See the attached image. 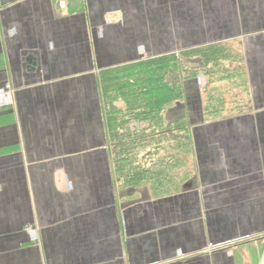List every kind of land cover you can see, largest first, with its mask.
Wrapping results in <instances>:
<instances>
[{
    "label": "crops",
    "instance_id": "crops-1",
    "mask_svg": "<svg viewBox=\"0 0 264 264\" xmlns=\"http://www.w3.org/2000/svg\"><path fill=\"white\" fill-rule=\"evenodd\" d=\"M192 52L145 102L181 113L193 161L114 170L107 120L137 144L142 99L103 76ZM0 264H264V0H0Z\"/></svg>",
    "mask_w": 264,
    "mask_h": 264
},
{
    "label": "rangeland",
    "instance_id": "rangeland-1",
    "mask_svg": "<svg viewBox=\"0 0 264 264\" xmlns=\"http://www.w3.org/2000/svg\"><path fill=\"white\" fill-rule=\"evenodd\" d=\"M208 56L206 53H190L187 55L186 60L178 53H173L168 56H164L162 59L154 60L149 64L138 65L134 69H122V70H109L106 72L105 82L101 86V91L104 94H113L119 92V88L122 89L121 82L117 80H122V83H128L127 79H133L132 84L123 85V88L127 92H131L133 95L139 96L142 100H139V110L137 119V144H133L127 148L119 147L120 141L129 137L128 133L119 132L122 128L118 124V120L113 117L107 120V142L111 146L107 149L109 153L108 161H111L114 170L123 171L132 174L135 180H141L145 177L144 171H147L149 178L153 179V185L161 182V169L162 165H152L145 161H193L192 155V144L190 139V134L185 132H178L177 128L182 125L181 113L178 114L176 108L170 107V109H164L160 113L161 117L157 120L158 125L154 124V133H145L144 128H146L147 123H149V118L145 116L148 114V110L145 108V97L146 95L163 93V90L167 91L175 86L179 81V75L183 77V73L191 75L192 71L200 70L201 57ZM208 57L205 58L207 62ZM186 62V63H185ZM184 69L186 71H184ZM186 72V73H185ZM125 80V81H124ZM124 81V82H123ZM120 89V92L122 91ZM117 90V91H116ZM172 90V92H176ZM113 103L106 101V108H108ZM134 122V121H133ZM168 131L169 133H162L156 135V131ZM128 131V129H127ZM147 140L148 142H144ZM115 143H118V148L113 147ZM112 143V144H111ZM115 161H137V167L135 166H116ZM166 167V168H165ZM164 171H167L168 166L166 165ZM137 168L136 170H134ZM192 168L190 164L188 165H171V177L167 180L164 177V185L168 182L171 187L175 190L182 188V183L186 180L188 184L185 187H189L192 181V175H184L185 172L189 173ZM116 171V174H117ZM153 171V176L151 173ZM151 176V177H150ZM124 178L120 180L124 183ZM167 180V181H166ZM170 180V181H169ZM158 182V183H157ZM125 184V183H124ZM124 184H122L124 186ZM142 185V184H139ZM143 188L138 189V200H144L145 197L148 198L151 194L150 187L152 185V180L149 179L147 183L143 184Z\"/></svg>",
    "mask_w": 264,
    "mask_h": 264
},
{
    "label": "trees",
    "instance_id": "trees-1",
    "mask_svg": "<svg viewBox=\"0 0 264 264\" xmlns=\"http://www.w3.org/2000/svg\"><path fill=\"white\" fill-rule=\"evenodd\" d=\"M177 88V84L173 87L171 86V88L167 91L163 90V93H158V94H165V95H172L175 92H172V90H175ZM145 102V101H144ZM145 108L146 111L148 110V114L146 113L145 116L147 118H149V123H147L146 128H144V131L146 134H148V132H152L154 133V124L158 125V119L161 117L160 113L163 111V108L161 106V102H148L146 101L145 104ZM181 121H182V125H183V118L181 117ZM181 125V127H182ZM179 129V128H177ZM156 135L162 134V133H169L168 131H156Z\"/></svg>",
    "mask_w": 264,
    "mask_h": 264
}]
</instances>
